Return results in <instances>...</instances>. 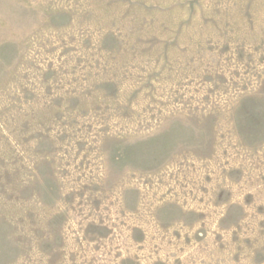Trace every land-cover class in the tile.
Instances as JSON below:
<instances>
[{
  "label": "rangeland",
  "instance_id": "rangeland-1",
  "mask_svg": "<svg viewBox=\"0 0 264 264\" xmlns=\"http://www.w3.org/2000/svg\"><path fill=\"white\" fill-rule=\"evenodd\" d=\"M0 264H264V0H0Z\"/></svg>",
  "mask_w": 264,
  "mask_h": 264
}]
</instances>
